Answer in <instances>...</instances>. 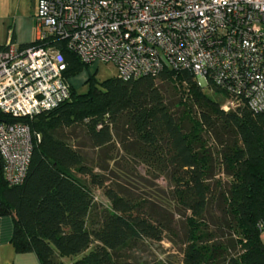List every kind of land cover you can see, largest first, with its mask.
Wrapping results in <instances>:
<instances>
[{"label": "trees", "instance_id": "obj_1", "mask_svg": "<svg viewBox=\"0 0 264 264\" xmlns=\"http://www.w3.org/2000/svg\"><path fill=\"white\" fill-rule=\"evenodd\" d=\"M47 41L66 63L68 99L32 118L0 111V121L24 122L40 135L21 184L8 186L0 167V217L12 218L15 252H32L39 264H62L67 257L74 258L71 264H173L118 259L117 253L143 240L161 241L175 209L189 213L180 264H264V112L245 102L223 109L204 89L226 101L227 93L212 81L200 86L189 70L116 75L100 83L93 71L82 82L87 92L79 94L71 79L90 66L64 40ZM130 162L167 178L170 187L154 199L124 195L103 172L112 163V177H138ZM217 167L229 182L214 179ZM93 188L109 206L96 205ZM206 218L219 233L208 229Z\"/></svg>", "mask_w": 264, "mask_h": 264}, {"label": "built area", "instance_id": "obj_2", "mask_svg": "<svg viewBox=\"0 0 264 264\" xmlns=\"http://www.w3.org/2000/svg\"><path fill=\"white\" fill-rule=\"evenodd\" d=\"M37 41L0 50V111L32 118L69 97L66 63L50 37L83 63L111 64L129 79L160 70L191 71L228 99L264 112V0H37ZM40 135L0 121V167L8 186L23 182Z\"/></svg>", "mask_w": 264, "mask_h": 264}, {"label": "rangeland", "instance_id": "obj_3", "mask_svg": "<svg viewBox=\"0 0 264 264\" xmlns=\"http://www.w3.org/2000/svg\"><path fill=\"white\" fill-rule=\"evenodd\" d=\"M94 71V79L96 83H100L107 78L116 76V70L111 64L101 63L95 67L90 66L89 69L84 70L78 76L71 79V83L77 89V93L82 94L86 93L89 84L82 83L88 74H92ZM205 94L210 97L212 100L223 104L226 102L224 95L218 91H213L209 89H204ZM79 139L77 142H80ZM74 142V141H73ZM84 152H89L87 155L88 164H92L95 166L96 157L94 156V161L91 160L92 152L86 147L83 149ZM91 154V155H90ZM130 167L135 169L140 175L138 177L133 175L130 179L121 178V177H112L111 168L112 163L108 164V169L103 174L107 177L108 184L111 186H115L119 191L123 192L124 195L132 196L134 198H153L154 195L159 191V189H168L170 187V183L165 177L155 178L149 173L146 172V169L139 164H135L134 162H130ZM107 165V164H105ZM96 172H100V168L95 169ZM102 173V172H101ZM143 178V179H142ZM216 180H221V182H229L230 178L226 177L222 170L217 167L215 170ZM168 192V191H167ZM129 194V195H128ZM94 202L96 205H101L103 207L109 206L107 199L103 196V193L98 188H93ZM172 216H169L171 231H168L163 235V239L159 242L151 241V240H143L142 242L132 244L126 249H123L117 253L118 259H131L135 261H152L154 259H163L169 262H173V264H180L181 261V242L183 241V232L185 230V218L189 216V213H186V216H181L179 212L175 209H172ZM211 211L214 212V216L219 217V212L215 209V206H211ZM206 224L208 229L212 231V233H219L218 228L214 227L210 221V219L206 218ZM220 229V233H226L225 231ZM224 229V228H223ZM264 239V235H261ZM237 251V250H236ZM62 264H71L74 261L73 257H67L62 260Z\"/></svg>", "mask_w": 264, "mask_h": 264}, {"label": "crops", "instance_id": "obj_4", "mask_svg": "<svg viewBox=\"0 0 264 264\" xmlns=\"http://www.w3.org/2000/svg\"><path fill=\"white\" fill-rule=\"evenodd\" d=\"M36 8L37 0H0V46L20 47L37 40ZM12 231V218L0 217V264H39L34 253L15 252Z\"/></svg>", "mask_w": 264, "mask_h": 264}]
</instances>
